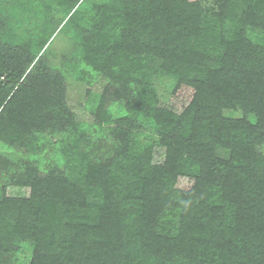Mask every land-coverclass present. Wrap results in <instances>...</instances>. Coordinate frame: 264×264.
Instances as JSON below:
<instances>
[{"label":"trees","instance_id":"obj_1","mask_svg":"<svg viewBox=\"0 0 264 264\" xmlns=\"http://www.w3.org/2000/svg\"><path fill=\"white\" fill-rule=\"evenodd\" d=\"M0 145V264H264V0H0Z\"/></svg>","mask_w":264,"mask_h":264},{"label":"rangeland","instance_id":"obj_2","mask_svg":"<svg viewBox=\"0 0 264 264\" xmlns=\"http://www.w3.org/2000/svg\"><path fill=\"white\" fill-rule=\"evenodd\" d=\"M204 6L210 12L215 9V6L210 2H205ZM34 25H26L25 23L20 24V28L23 30H29ZM49 48L53 51V56L51 59L54 60L61 55L68 54L72 51V43L69 36L62 34H57L49 43ZM56 63L57 61L54 60ZM104 83L102 80H97L92 86V89L95 93H100ZM172 83L169 81H163L158 84V95L163 102H167L171 97ZM86 95V86L83 83L70 80L68 83V97L71 103V106L75 109L76 113L79 115V120L82 123L84 129H89L93 126L94 119L91 115V103L85 99ZM117 107H113L112 111H116ZM60 135L56 137H51L52 143L60 139ZM2 146L0 145V148ZM51 155V154H50ZM51 156H48V158Z\"/></svg>","mask_w":264,"mask_h":264}]
</instances>
